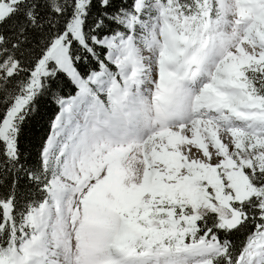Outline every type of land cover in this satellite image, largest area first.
<instances>
[{"label":"snow or ice","instance_id":"snow-or-ice-1","mask_svg":"<svg viewBox=\"0 0 264 264\" xmlns=\"http://www.w3.org/2000/svg\"><path fill=\"white\" fill-rule=\"evenodd\" d=\"M0 264H264V0H0Z\"/></svg>","mask_w":264,"mask_h":264}]
</instances>
